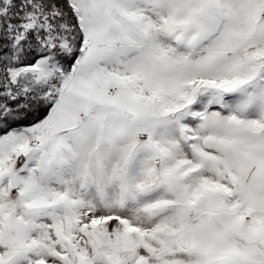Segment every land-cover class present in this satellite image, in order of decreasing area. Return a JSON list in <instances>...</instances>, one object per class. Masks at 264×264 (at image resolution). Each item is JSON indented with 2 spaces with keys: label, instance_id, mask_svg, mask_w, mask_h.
Listing matches in <instances>:
<instances>
[{
  "label": "rangeland",
  "instance_id": "1",
  "mask_svg": "<svg viewBox=\"0 0 264 264\" xmlns=\"http://www.w3.org/2000/svg\"><path fill=\"white\" fill-rule=\"evenodd\" d=\"M21 96L0 264H264V0H0Z\"/></svg>",
  "mask_w": 264,
  "mask_h": 264
},
{
  "label": "trees",
  "instance_id": "2",
  "mask_svg": "<svg viewBox=\"0 0 264 264\" xmlns=\"http://www.w3.org/2000/svg\"><path fill=\"white\" fill-rule=\"evenodd\" d=\"M64 6H65V4H64ZM37 54L38 53H36L35 56H37ZM33 60H34L33 58H30L28 60V62H32ZM25 61L26 60H24V62ZM29 98H30V96L29 97L21 96V97H18V99H16V100L11 99V104L16 103V107H18V105L24 104V103H21V101H27ZM32 102H33V105L31 107H28L29 102H26L24 104V107L21 106L20 109L12 108L9 110V112L7 114H4V115H2L3 114V107H2V105H0V116L2 115V117L0 118L1 122H2L0 124V128L3 131H6L9 128H11L12 126H21L23 124L31 123L33 121H36V120L42 118V116L45 114V112H47L49 105H47V107H43L40 102L38 105V100L36 98L33 99Z\"/></svg>",
  "mask_w": 264,
  "mask_h": 264
}]
</instances>
